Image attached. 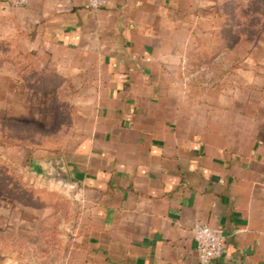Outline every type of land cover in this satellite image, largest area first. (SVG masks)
Instances as JSON below:
<instances>
[{"label": "crops", "instance_id": "crops-1", "mask_svg": "<svg viewBox=\"0 0 264 264\" xmlns=\"http://www.w3.org/2000/svg\"><path fill=\"white\" fill-rule=\"evenodd\" d=\"M86 2L28 0L0 11L2 34L105 70L99 121L65 163L80 244L64 264H198V220L226 236L210 264H264V92L239 90L236 106L230 92L177 88L163 27L144 24L154 0H107L98 10Z\"/></svg>", "mask_w": 264, "mask_h": 264}, {"label": "rangeland", "instance_id": "rangeland-1", "mask_svg": "<svg viewBox=\"0 0 264 264\" xmlns=\"http://www.w3.org/2000/svg\"><path fill=\"white\" fill-rule=\"evenodd\" d=\"M143 11L144 24L163 27L171 84L230 92L236 106L239 90L264 92V0H154ZM76 54L0 32L4 264H64L78 253L77 187L53 171L98 123L106 83L101 65Z\"/></svg>", "mask_w": 264, "mask_h": 264}, {"label": "built area", "instance_id": "built-area-1", "mask_svg": "<svg viewBox=\"0 0 264 264\" xmlns=\"http://www.w3.org/2000/svg\"><path fill=\"white\" fill-rule=\"evenodd\" d=\"M5 2L12 8H20L25 6L28 0H5ZM107 3V0H87L86 7L96 10L105 7ZM191 233L198 264H210L222 257L226 241L222 227L198 220L194 222Z\"/></svg>", "mask_w": 264, "mask_h": 264}, {"label": "water", "instance_id": "water-1", "mask_svg": "<svg viewBox=\"0 0 264 264\" xmlns=\"http://www.w3.org/2000/svg\"><path fill=\"white\" fill-rule=\"evenodd\" d=\"M56 169L57 170L54 169L53 174L60 175L64 182H70V178H69L68 172L66 170V165L64 162L61 163L60 167L57 166Z\"/></svg>", "mask_w": 264, "mask_h": 264}]
</instances>
